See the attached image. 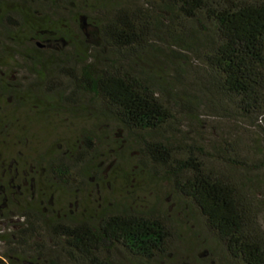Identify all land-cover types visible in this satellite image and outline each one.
<instances>
[{
    "label": "trees",
    "instance_id": "trees-1",
    "mask_svg": "<svg viewBox=\"0 0 264 264\" xmlns=\"http://www.w3.org/2000/svg\"><path fill=\"white\" fill-rule=\"evenodd\" d=\"M91 1L95 13L86 10L89 0H0V221L18 219L0 231V264H154L177 257L181 242L171 219L157 212L81 209L77 193L95 174L91 135L75 148L41 155L35 171L21 174L6 153L15 125L3 114L8 105L96 116L135 135L142 158L224 249L221 255L207 248L202 263L264 264L256 204L264 147L249 164L235 143L210 153L144 137L176 131L177 111L197 120V100L182 97L167 79L169 70L192 65L190 55L207 74L201 91L220 98V115L264 134V0ZM6 66L24 71V79L6 75ZM40 171L75 197L69 211L38 188Z\"/></svg>",
    "mask_w": 264,
    "mask_h": 264
},
{
    "label": "rangeland",
    "instance_id": "rangeland-1",
    "mask_svg": "<svg viewBox=\"0 0 264 264\" xmlns=\"http://www.w3.org/2000/svg\"><path fill=\"white\" fill-rule=\"evenodd\" d=\"M93 2L89 0L86 6L88 13H95L96 4ZM190 59L192 65L181 67L180 72L169 70L167 79L176 83L182 97L197 100V120L177 111L173 125L176 131L166 128L161 134H144L145 141L163 142L172 139L171 145L176 150L179 147L195 145L210 153H214V147L220 148L227 141L237 144L238 151L249 164L257 163L260 159L257 155L258 147H264L263 132L251 127L246 121L228 120L220 115V98L201 91V85L208 80L206 71L195 56L190 55ZM156 64L154 68L158 66ZM5 68L2 71L6 75L12 74L13 80L24 79V71L19 72L18 67ZM3 114L6 120L15 122L12 125V135L9 139L6 138L5 143H8L9 148L6 152L10 156L8 160L16 159L14 164H18L23 175L25 170L31 173L36 168L39 161L37 158L41 155L75 148L81 143L83 135H91L97 150L94 155L95 174L91 177V184L80 186L77 193L82 202L81 209L102 204L112 208L120 206L143 212H157L170 218L181 237L174 252L177 257L173 255L154 264H203L202 261L209 257L206 254L207 248L225 255L224 249L213 239L201 218L190 209L185 200L172 191V187L160 173H156L149 160L142 158L141 146L137 144L135 135L96 116L65 112L42 115L31 108L19 110L12 105L5 106ZM182 150L179 149V152ZM7 167L8 163L5 168ZM214 167L223 170L224 165L215 164ZM39 173L41 182L36 181L38 188L46 190L52 201L64 205L67 211L69 203L75 197L70 191L56 187L46 171ZM250 176L257 179L254 172ZM259 179L264 183L263 172L259 173ZM259 190L261 193L256 198V204L264 224V186H259ZM17 221V218L0 221V231H11ZM3 252L5 248L0 244V255Z\"/></svg>",
    "mask_w": 264,
    "mask_h": 264
}]
</instances>
